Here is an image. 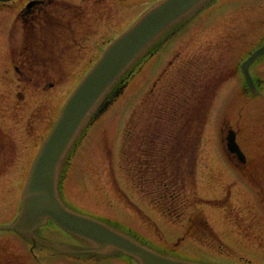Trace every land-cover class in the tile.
Wrapping results in <instances>:
<instances>
[{
	"label": "flooded vegetation",
	"instance_id": "1",
	"mask_svg": "<svg viewBox=\"0 0 264 264\" xmlns=\"http://www.w3.org/2000/svg\"><path fill=\"white\" fill-rule=\"evenodd\" d=\"M126 2L127 0H0V156L16 152L15 147L20 143L17 133L26 137L23 140L26 146L24 154L36 148L38 138L52 119L51 92L55 85L54 76L68 73V60L78 62L96 57L101 39V23L116 24L118 12H122ZM229 11L232 10L227 4L224 8V41L213 48L224 50L226 57L229 50L233 49V42H236L238 51L244 50L242 54H248L251 47L244 48L243 44L250 42L252 38H258L257 41L261 39L260 30L253 24L256 20L247 19L257 16L254 5H248L247 9H240L236 14ZM106 27L110 28L109 25ZM238 71L237 68L231 69V73L226 71L229 74L225 75ZM250 73L256 94L250 92L244 80L237 89L241 99L240 106L244 107L255 102L250 101L248 96L261 97V92L264 91V69L261 61L257 60L251 65ZM251 119L250 117L249 122L239 124L240 127H232L237 129L238 134L241 129H253L260 139L261 134L257 130L261 127L258 122L251 126ZM24 122L29 124V128L23 126ZM29 122L33 126H39L36 134L32 133L34 127ZM257 144L261 145V142ZM244 154L247 163L242 166L237 163L229 164L226 166L228 170L240 173L244 172V168L256 170L257 166H253L252 162L248 163L245 151ZM254 177L251 188L255 184L261 185L259 191H255L259 206L264 192L256 173ZM249 187L250 185H244L240 191L241 194L248 193V198L245 197L248 201L236 210L231 208L224 211V262L218 261L220 263L264 264L247 257V253L264 252V210H255V202L249 201V193L253 190L248 189ZM227 206L229 204L224 208ZM43 235H52L51 238L58 241L86 245L53 224L49 225ZM234 251L241 252L243 259L230 254ZM117 257L123 259L118 264L134 263L123 256ZM61 258L66 264H117L108 263L111 258L100 259L89 254Z\"/></svg>",
	"mask_w": 264,
	"mask_h": 264
},
{
	"label": "rangeland",
	"instance_id": "2",
	"mask_svg": "<svg viewBox=\"0 0 264 264\" xmlns=\"http://www.w3.org/2000/svg\"><path fill=\"white\" fill-rule=\"evenodd\" d=\"M154 1L156 0H133V8L128 11H120V24L102 22L100 42L112 37V35L117 32L115 31V28L118 29L116 26H120V29L126 27L139 15V12L144 10L145 7ZM231 2L233 3L236 1L232 0ZM244 2L246 3L247 1ZM254 2L259 6L264 5V0H254ZM263 16L264 10L259 14V18L253 22L257 29L261 31L264 29V24L262 23V21H264L262 19ZM199 24H202L203 26H198L195 28L196 30L194 29L196 36L190 38L189 34L188 38L181 41V43L179 39H173V43H170L171 47L169 46L170 48L168 47L167 51H164L167 47L162 50L163 52L159 57L160 66H163L167 59H171L177 50L182 51L181 56H183V58H188L191 54L197 53L196 51H190L189 49L193 48L195 50H200L201 52L203 48L207 47L212 39L217 38V34L222 35V37L218 39L219 41H222L221 38L224 36V3L222 6L219 5L216 8H213L207 16L201 19ZM106 25H109L110 28L106 27ZM254 39L255 38H252L251 41ZM184 48H186V50ZM238 55L232 54L225 58L223 57L224 67L231 65L232 60L238 59ZM158 72L159 68H156L154 75L148 79L147 82L145 81L146 74L144 71L137 73L135 79L131 81L130 85H128L123 95L113 107L96 121L94 125L88 128L84 137L79 141V145L76 147L75 153L72 155V160L70 159V161H72L71 168L67 171V176L63 182V196L68 203L97 216L121 223L125 227H134L137 234L141 237H148L150 239L149 241L156 246H160V241L164 238L167 240L163 241L168 243L176 241L180 230H177L174 226L163 221L161 216L155 213V209H152V206L147 205L145 202V200L149 202L147 197L141 199L138 195H135L137 198H133L132 200L137 203V206L139 205L141 208H144V213L151 216V220L155 222V225L148 221L145 216H142V214L140 215L138 213L140 210L136 207L134 208L133 204H130L131 202L129 203L125 196H122L124 192L129 193L130 189H132L131 186L133 185L127 182L124 171H118L117 154L119 153L118 148L122 141L123 128L126 123L134 119L133 122L138 124L141 113H145L143 107L146 102H143L142 98L146 92V86L148 87L151 85L152 79L157 76ZM75 76L77 75L69 76L71 77L69 82H75ZM227 78H229V80L228 82H225V87H221L220 90L217 91L218 93L215 92L212 95L213 97L211 96L209 98L213 89L207 92L205 98L209 99L206 103L209 102L212 105L209 110L204 111L203 114L200 112L194 114L193 109L189 106L184 114L187 113L185 116L188 117L190 123L185 122L188 121L187 119H184L183 121V117L176 118L179 123L184 122L185 127H183L182 131L180 130V133L178 134L179 136H177L179 139L174 142V146H176L177 150L179 146H181V156L186 157V155L195 150L193 148L191 149L192 143L194 142V145L197 144V148L199 149L197 161L198 165L202 166L195 174V189L198 195L205 198H213L219 195L221 198L222 195L220 193L224 191V167H222V163H224V155L222 154L219 127L222 125V121H224V97L227 98V96H229L228 94L234 90L237 82L234 79V75L227 76ZM232 84L234 85L231 87ZM71 86L72 84L69 86V89ZM59 94L60 93H57L56 95L59 96ZM211 100H213V102ZM263 107L264 103H262V107L261 103H254L251 105L250 111L253 115H257V120L261 124L262 129L261 138L264 139V113H260L259 111L260 108L262 109ZM146 114L147 113H145V115ZM197 114L198 116L203 115L205 123L197 121L195 118V115ZM29 123L32 125V122ZM179 123L173 124L174 130L179 129ZM254 124L255 121L252 122L253 126ZM23 126H26V129L29 128V124H25V122L23 123ZM32 127H34L32 133L36 134L39 126L32 125ZM16 137L20 141L19 154L12 156L13 162L8 163L9 160H7L5 163L6 170L0 172V174H3L0 177V224L9 223L11 219H13L19 200L20 187L12 186L11 181L15 179L16 175L20 172L21 175L23 174L22 171H19L18 169L19 159L23 158V156L20 155L26 148L25 143H23V140L26 137L19 133L16 134ZM171 148L172 147L166 143L165 148L159 149V151L161 152L162 150V154L166 156L165 158L170 163L174 164V169H180L181 167L179 166V163L175 162L179 153ZM160 152H158V154H160ZM8 157H10V155H8ZM218 166L220 167L217 168ZM212 167L214 169H211ZM216 170L219 172H216ZM213 173H218V175L213 178ZM208 175L209 178L207 177ZM230 180H233V178L225 177V181L230 182ZM236 185L242 187L240 183ZM248 189H253L252 192L249 193L251 197L250 200L254 201L255 205H258L255 195L256 190L254 187L251 188V186ZM194 193L195 192L193 191V195H195ZM232 197L235 200L244 201L245 197L248 198V193H245V196L239 195L236 198L233 195ZM146 206H149L150 209ZM258 207L260 208V205ZM203 208L207 212H212V210L219 211L217 206L206 205L205 207L203 206ZM151 210L154 212H150ZM220 212H223V210ZM196 247L199 246H197L195 242L188 240L181 245L180 250L182 249L189 257H197L203 253L202 255L206 257L224 262V256L221 254H215L214 252L204 250V247L202 246L199 247L201 251H198ZM255 253L259 254V256L253 257L247 255V257L252 260L264 262V252ZM112 263L119 262L114 261ZM0 264H35V261L31 259L27 252V245L22 240L11 233L0 232Z\"/></svg>",
	"mask_w": 264,
	"mask_h": 264
},
{
	"label": "water",
	"instance_id": "3",
	"mask_svg": "<svg viewBox=\"0 0 264 264\" xmlns=\"http://www.w3.org/2000/svg\"><path fill=\"white\" fill-rule=\"evenodd\" d=\"M203 1L163 0L150 8L107 47L70 95L39 149L23 189L18 217L11 225L0 226V229L15 230L33 245L36 242L50 245L33 235L37 226L50 219L62 229L88 238L97 253L120 250L135 257L140 264H199L158 255L104 224L66 209L57 197L55 180L57 165L91 104L150 40ZM263 49L264 46L249 60L259 55Z\"/></svg>",
	"mask_w": 264,
	"mask_h": 264
},
{
	"label": "trees",
	"instance_id": "4",
	"mask_svg": "<svg viewBox=\"0 0 264 264\" xmlns=\"http://www.w3.org/2000/svg\"><path fill=\"white\" fill-rule=\"evenodd\" d=\"M183 127H184V124H183V123H181V126H180V130H181V131L183 130ZM155 132H156V130H155ZM179 132H180V131H179ZM168 135H169V134H168ZM170 135H171V133H170ZM167 137H168V136H167ZM168 138H169V137H168ZM175 139H176V138H175ZM173 142H174V141H173ZM173 142H172V143H173ZM125 146H126V145H125V144H123V146H122V150H121V151H122V153H124V151H123V150H124ZM122 157H123L122 159H124V158H125V153H124V154H122ZM138 157H139V156H138ZM179 157H182V156H181V152L179 153ZM179 157H178V158H179Z\"/></svg>",
	"mask_w": 264,
	"mask_h": 264
}]
</instances>
